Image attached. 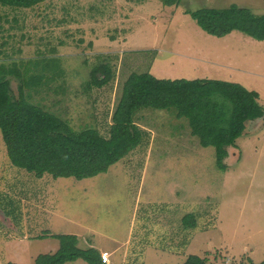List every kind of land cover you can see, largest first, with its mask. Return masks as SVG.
Masks as SVG:
<instances>
[{
	"label": "rangeland",
	"instance_id": "obj_1",
	"mask_svg": "<svg viewBox=\"0 0 264 264\" xmlns=\"http://www.w3.org/2000/svg\"><path fill=\"white\" fill-rule=\"evenodd\" d=\"M233 4L264 14V0H181L178 7L160 0L0 6V72L43 75L31 101L54 106L75 131L92 128L104 136L133 73L237 83L258 92L264 109V41L239 31L211 36L186 14ZM101 64L113 68L115 80L85 93L92 69ZM8 79L18 95L19 81ZM135 121L150 134L146 144L107 173L84 180L39 179L13 166L0 130V246L9 236L33 237L8 251L32 264V255L56 253L53 233L83 237L80 247L106 251L108 264H183L191 255L207 264L248 258L261 264L264 119L248 122L236 147L228 149L226 172L217 166L216 149L201 146L177 109H142ZM190 213L198 217L193 231L182 228Z\"/></svg>",
	"mask_w": 264,
	"mask_h": 264
},
{
	"label": "trees",
	"instance_id": "obj_2",
	"mask_svg": "<svg viewBox=\"0 0 264 264\" xmlns=\"http://www.w3.org/2000/svg\"><path fill=\"white\" fill-rule=\"evenodd\" d=\"M44 1L0 0V6L31 9ZM160 1L167 7H178L181 2ZM186 14L211 36L223 38L239 31L264 41V14H255L237 4L223 9L188 10ZM10 75L19 81L18 95L14 94L8 79ZM115 75L108 64L94 67L84 92L90 94L93 89L106 87L115 80ZM43 78V75L28 78L17 69L0 72V130L8 158L13 166L39 179L50 175L54 179L84 180L107 173L148 141L149 132L135 121L142 109H177L179 118L189 120L201 146L216 149L217 166L226 172L228 149L236 147L248 122L264 119V109L258 103L260 94L240 84L218 80H163L150 73H133L124 84L107 136L92 128L75 131L53 112L54 106L45 108L31 101L34 100L33 89ZM197 227L196 214L182 218L184 230L193 231ZM53 238L59 240L60 249L55 254L39 255L35 264H67L78 260L87 264H108L95 248H81L78 236L55 235ZM185 245L186 242L182 244L184 248ZM183 264H207V259L191 255ZM241 264L255 263L248 258Z\"/></svg>",
	"mask_w": 264,
	"mask_h": 264
},
{
	"label": "crops",
	"instance_id": "obj_3",
	"mask_svg": "<svg viewBox=\"0 0 264 264\" xmlns=\"http://www.w3.org/2000/svg\"><path fill=\"white\" fill-rule=\"evenodd\" d=\"M51 235H57V234H49V236L51 237ZM9 236V235H8ZM75 236V235H74ZM10 237V238H9ZM9 237H6V239L5 240H7V241H3V243H2V246H0V263L1 264H9V263H13V264H22V262L24 263L25 262V260H26V258L24 257V258H21V257H10V255H8V251H9V247L12 245V243H15V242H17V241H19V240H29V239H33V237H24L23 239H15V238H13V236L11 237V236H9ZM44 237V239H47V238H50V237H47V236H43ZM39 238H41V237H39ZM79 238H81L80 240H81V242H82V238L83 237H79ZM56 242H58V240L57 239H55L54 238V250H56L55 252H57L59 249H60V247L58 248V246H57V243ZM80 242V243H81ZM105 252L106 251H104L102 254L104 255L105 254ZM39 255H32L31 256V262H32V264H34L35 263V260H36V258L38 257ZM73 263V262H72ZM67 264H71V263H67Z\"/></svg>",
	"mask_w": 264,
	"mask_h": 264
},
{
	"label": "built area",
	"instance_id": "obj_4",
	"mask_svg": "<svg viewBox=\"0 0 264 264\" xmlns=\"http://www.w3.org/2000/svg\"><path fill=\"white\" fill-rule=\"evenodd\" d=\"M102 256H103V259L107 262V256L105 254Z\"/></svg>",
	"mask_w": 264,
	"mask_h": 264
},
{
	"label": "water",
	"instance_id": "obj_5",
	"mask_svg": "<svg viewBox=\"0 0 264 264\" xmlns=\"http://www.w3.org/2000/svg\"><path fill=\"white\" fill-rule=\"evenodd\" d=\"M257 121V120H256Z\"/></svg>",
	"mask_w": 264,
	"mask_h": 264
}]
</instances>
